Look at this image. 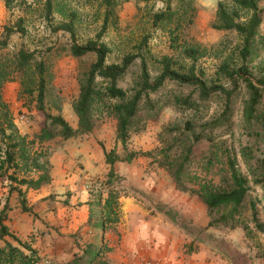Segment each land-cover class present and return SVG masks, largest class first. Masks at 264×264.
Wrapping results in <instances>:
<instances>
[{
	"label": "trees",
	"instance_id": "trees-1",
	"mask_svg": "<svg viewBox=\"0 0 264 264\" xmlns=\"http://www.w3.org/2000/svg\"><path fill=\"white\" fill-rule=\"evenodd\" d=\"M3 1L9 11L16 8L23 14L6 28L0 50L8 49L11 35L28 36L27 16L33 14L53 35L64 38L44 50L19 47L0 54V184L7 183L9 193L16 192L22 211L30 210L25 206L26 191L51 182V143L89 135L99 121L111 118L115 144L109 150L103 148L108 170L87 188L91 227L99 233L116 231L119 199L141 193L127 187L114 164H130L145 157L150 166L168 176L177 191L195 198L206 211L207 224L200 227L184 226L180 213L168 206L156 209L182 234L192 236L183 246L185 254L198 252L195 242L213 248L210 230L240 228L248 241L264 238V157L255 142L264 133V63L253 64L264 47V36L259 32L264 0H218L211 27L232 38L224 37L211 46L182 36L183 29L194 23L196 0H165L163 9L149 14L147 22L151 30L165 33L170 55L154 54L148 46V33L142 34L130 50L112 53L103 37L119 29L121 0H87V11H92L100 24L93 37L84 39L79 35L82 12L77 6L82 0ZM64 56L78 62V93L71 103L77 118L75 128L62 115L60 98L47 100L54 64ZM204 58L217 61L212 73L203 67ZM14 80L20 83L18 99L30 98L38 117V129L32 135L19 131L10 104L3 98L5 85ZM166 107L181 118L162 126L157 146L151 150L130 147L131 136L144 131L148 122H157ZM236 113L242 127L237 138ZM7 208L5 203L0 210V239L8 237L15 245L4 241L0 246V264H39L37 251L4 224ZM99 242L96 248L86 246L80 257L67 264H83L80 258L87 256L84 264L96 262L101 253L110 250L104 238ZM255 247L256 257L264 264L261 244ZM97 264L109 263L99 260Z\"/></svg>",
	"mask_w": 264,
	"mask_h": 264
},
{
	"label": "rangeland",
	"instance_id": "rangeland-1",
	"mask_svg": "<svg viewBox=\"0 0 264 264\" xmlns=\"http://www.w3.org/2000/svg\"><path fill=\"white\" fill-rule=\"evenodd\" d=\"M121 6L119 9V29L110 30L104 37L103 41L106 42L111 48L114 55L119 54L122 50H130V47L142 34L149 35L148 46L152 49L156 55L172 54V51L168 48L167 39L165 33L161 30H151L150 25L147 22L149 14L162 10L165 0H157L155 2H135L134 0H121ZM218 0H196L195 7L197 9L194 23L183 29L182 36L198 42L202 45L211 46L220 42L224 37L232 38V35L226 34L222 31L215 30L211 27L215 18L216 4ZM87 0L78 2V7L82 12V23L79 28V35L81 39L91 38L98 30L99 21L94 20L92 11H87L89 6ZM83 6V8H81ZM22 12L18 9L9 11L4 5V1L0 0V41L5 39V32L7 27H11L17 16H22ZM27 29L29 34L27 37H19L18 34H13L8 38V49L0 50V54L11 53L16 51L19 47L28 50H44L48 46L57 43V41H63L64 38L61 35H53L49 28L46 26L37 14L27 16ZM259 32L261 36H264V20L260 26ZM261 61L264 63V47L261 48L257 54V58L253 64L257 65ZM216 60L213 58H204L201 63L208 73L214 71ZM78 62L74 58L64 56L57 60L52 70L51 88L49 89L47 100L52 101L56 97L61 100V112L67 122L76 127L77 118L71 109V103L76 98L78 93L76 72ZM132 70H137V67H133ZM131 75L126 78L127 83L130 82ZM20 91V83L18 80L8 82L3 90V98L10 104L12 115L15 123L22 134L32 135L37 131L35 120L38 118L36 111L33 108V104H29L30 98L24 96L23 100L18 99ZM25 102V105L23 104ZM22 117V118H21ZM181 118V115L177 114L173 108L166 107L162 110L160 118L157 122H148L145 130L139 134L132 135L129 146L135 149L151 150L157 146V135L162 126L169 124L175 120ZM234 129L235 137L237 138L241 132L240 115L236 113L234 116ZM88 136L91 142H88V148L82 147V141L76 139H70L64 147V154L67 156V161L71 164L74 162V167H71L72 172H76L79 189L83 182L89 185L90 181L84 178V172L82 171L81 162L88 170L91 164L88 156L89 150L92 149L91 145L98 143V138L102 143H106L107 148H112L115 144V127L114 120L111 118H104L98 122L93 132ZM85 138V136L81 137ZM243 138H246L243 135ZM259 147V153L264 157V133L255 140ZM61 143L53 142L50 147L49 157L52 155L58 145ZM91 144V145H90ZM87 146V145H86ZM60 150V149H59ZM117 150L120 152L121 147L118 144ZM135 167L138 172L143 171L144 177H150L159 182L160 198L150 197L143 193L137 195L138 199L145 204V207L156 212L158 206H168L177 210L181 217L184 226H200L203 227L207 224L208 218L204 207L193 197L187 194L177 191L168 176L155 166H150V160L145 157H138L135 159ZM50 191V188H48ZM52 200L55 199V195L51 193ZM50 201V202H51ZM37 208H39L37 206ZM33 212V211H32ZM166 218V217H165ZM168 221V219H166ZM169 222V221H168ZM170 223V222H169ZM172 225V224H171ZM173 226V225H172ZM213 234V238L210 240L211 247L206 244L196 243L195 246L202 248L212 256L217 264H262L260 259L256 257L258 252L255 244H261L260 250L264 251V238L257 237L253 241H248L242 230L237 228L235 230H210ZM192 236H186L183 234V246L190 243ZM185 249V247H183Z\"/></svg>",
	"mask_w": 264,
	"mask_h": 264
},
{
	"label": "crops",
	"instance_id": "crops-1",
	"mask_svg": "<svg viewBox=\"0 0 264 264\" xmlns=\"http://www.w3.org/2000/svg\"><path fill=\"white\" fill-rule=\"evenodd\" d=\"M72 139L82 141L83 148H88V142H91L87 135L85 138ZM68 140L70 139L62 141L49 157L52 165L50 184L38 190L26 191L25 206L29 211H22L18 195L16 192L9 193L7 183L0 184V210L5 203L8 206L4 224L18 239L30 243L41 258L39 264H67L74 257H80L82 250L89 244L94 248L99 246L100 238H104L106 248L110 250L101 253L93 264H97L99 260L108 261L109 264H144L150 260H156L160 264H217L202 248L196 253L185 254L183 234L162 214L152 213L132 193L119 199L120 221L116 225V231L108 229L99 233L91 227L88 224L89 194L85 188L86 183L83 182L77 188L78 174L71 171L74 162L70 164L64 154ZM91 147V154L88 156L91 160L89 169L81 162L84 178L90 183L107 172L108 165L103 148L110 149L100 138ZM135 161L130 164L116 162L114 169L125 177L127 187L147 196L160 198L159 182L144 177L143 171L138 172ZM51 193L56 200H50ZM4 241L15 245L5 237L0 239V246ZM93 252L94 250L92 254ZM86 258L89 257L80 258L83 264L87 261Z\"/></svg>",
	"mask_w": 264,
	"mask_h": 264
},
{
	"label": "built area",
	"instance_id": "built-area-1",
	"mask_svg": "<svg viewBox=\"0 0 264 264\" xmlns=\"http://www.w3.org/2000/svg\"><path fill=\"white\" fill-rule=\"evenodd\" d=\"M22 118V117H21ZM89 186L88 182L85 184V188L87 189ZM144 264H160V262L156 261V260H150V261H146Z\"/></svg>",
	"mask_w": 264,
	"mask_h": 264
}]
</instances>
